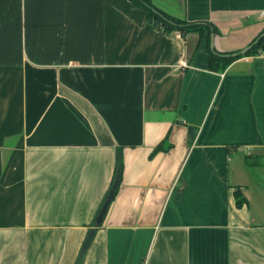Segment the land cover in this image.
I'll list each match as a JSON object with an SVG mask.
<instances>
[{
    "label": "crops",
    "instance_id": "1",
    "mask_svg": "<svg viewBox=\"0 0 264 264\" xmlns=\"http://www.w3.org/2000/svg\"><path fill=\"white\" fill-rule=\"evenodd\" d=\"M150 1L209 33L0 0V264H264V53L208 69L264 35V0Z\"/></svg>",
    "mask_w": 264,
    "mask_h": 264
},
{
    "label": "trees",
    "instance_id": "2",
    "mask_svg": "<svg viewBox=\"0 0 264 264\" xmlns=\"http://www.w3.org/2000/svg\"><path fill=\"white\" fill-rule=\"evenodd\" d=\"M130 6L142 8L145 11V20L147 23L152 25L154 29L162 34H170L173 32L180 33L181 36H185L190 32H197L202 36L205 32L209 33V24L207 23H195L188 22L169 15L161 9L157 8L150 0H128ZM259 53H264V35H259L250 45L249 48L244 52H224L215 53L212 52L209 55L208 69L214 72H222L226 67L234 60L243 56H254ZM169 145H166V139L161 141L150 153V156L154 155L158 151H165ZM123 169V156L122 148L116 147L115 149V165L113 179L120 181L121 173ZM234 201L236 207L240 208L245 204V198L238 188L233 191Z\"/></svg>",
    "mask_w": 264,
    "mask_h": 264
},
{
    "label": "water",
    "instance_id": "3",
    "mask_svg": "<svg viewBox=\"0 0 264 264\" xmlns=\"http://www.w3.org/2000/svg\"><path fill=\"white\" fill-rule=\"evenodd\" d=\"M248 48L249 47H246L240 53H244ZM117 183H118L117 179H115L110 190H109V192H108V195H107L105 201L103 202L102 207H101V209H100V211L96 217V223H100V221L102 220V217H103V215H104V213H105V211H106V209H107V207H108V205L112 199V196H113L114 190L116 189Z\"/></svg>",
    "mask_w": 264,
    "mask_h": 264
},
{
    "label": "built area",
    "instance_id": "4",
    "mask_svg": "<svg viewBox=\"0 0 264 264\" xmlns=\"http://www.w3.org/2000/svg\"><path fill=\"white\" fill-rule=\"evenodd\" d=\"M261 14H264V12H262ZM183 66H186L185 62H181Z\"/></svg>",
    "mask_w": 264,
    "mask_h": 264
},
{
    "label": "rangeland",
    "instance_id": "5",
    "mask_svg": "<svg viewBox=\"0 0 264 264\" xmlns=\"http://www.w3.org/2000/svg\"><path fill=\"white\" fill-rule=\"evenodd\" d=\"M129 2V1H128ZM130 4V3H129Z\"/></svg>",
    "mask_w": 264,
    "mask_h": 264
}]
</instances>
